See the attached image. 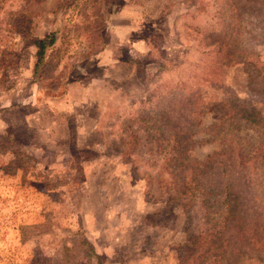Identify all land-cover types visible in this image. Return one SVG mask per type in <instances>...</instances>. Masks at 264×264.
Instances as JSON below:
<instances>
[{
	"label": "rangeland",
	"instance_id": "obj_1",
	"mask_svg": "<svg viewBox=\"0 0 264 264\" xmlns=\"http://www.w3.org/2000/svg\"><path fill=\"white\" fill-rule=\"evenodd\" d=\"M108 2L0 0V264H264V0Z\"/></svg>",
	"mask_w": 264,
	"mask_h": 264
},
{
	"label": "trees",
	"instance_id": "obj_2",
	"mask_svg": "<svg viewBox=\"0 0 264 264\" xmlns=\"http://www.w3.org/2000/svg\"><path fill=\"white\" fill-rule=\"evenodd\" d=\"M40 1V0H37ZM124 0H109L108 2V19L105 20L104 27L101 31V37H107L108 35V26L109 20L111 17L114 16V14L122 7ZM67 7V5L63 4V11ZM61 9V7H60ZM59 9V10H60ZM61 13V12H60ZM55 15H57L55 13ZM35 16V13L27 8L24 7L19 10H14L12 12H9V24H8V32L17 36H20L22 39L26 41L27 46H31L34 49L33 52V62L31 65V77L33 81L36 80L37 73L45 60L47 52L50 51V49L53 47L55 42L58 40L59 35V20L55 16V25L54 28L44 34L42 37L39 38H32V20ZM108 40L106 39V44ZM77 72L75 74H71L67 78L68 83L75 82L79 76L82 75V71L79 67H77ZM67 82L61 84L57 91L52 95L53 98H60L66 93V84ZM213 106V105H212ZM230 107V105L228 104ZM232 108V107H231ZM254 112V111H252ZM246 120L250 123L252 126L256 125H263L264 126V119L260 114H257L256 112L248 113L245 115ZM207 236H201L196 235L188 239L187 246L184 247V253L189 255L192 254L194 251H196L197 248L203 246L207 242Z\"/></svg>",
	"mask_w": 264,
	"mask_h": 264
},
{
	"label": "crops",
	"instance_id": "obj_3",
	"mask_svg": "<svg viewBox=\"0 0 264 264\" xmlns=\"http://www.w3.org/2000/svg\"><path fill=\"white\" fill-rule=\"evenodd\" d=\"M122 7H123V5H122ZM121 7V8H122ZM120 12V9L114 14V16H116L118 13ZM37 38H39V37H37ZM67 93V92H66Z\"/></svg>",
	"mask_w": 264,
	"mask_h": 264
}]
</instances>
